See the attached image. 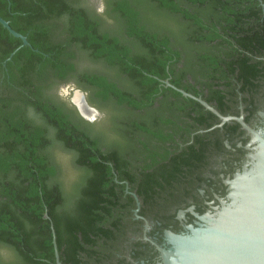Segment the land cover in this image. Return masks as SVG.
<instances>
[{
	"label": "flooded vegetation",
	"instance_id": "obj_1",
	"mask_svg": "<svg viewBox=\"0 0 264 264\" xmlns=\"http://www.w3.org/2000/svg\"><path fill=\"white\" fill-rule=\"evenodd\" d=\"M64 1L72 3L68 19L78 16L96 37L116 40L126 63L111 64L76 40L69 44L67 23L42 10L34 24L60 26L49 41L65 52L63 72L36 64L45 73L37 81L32 72L23 77V60L0 61V118L22 137L47 142L38 150L47 172L40 188L45 205L56 196L64 222L59 243L45 206L50 243L34 246L30 260L18 248H1L0 262L167 264L166 252L181 250V241L230 203L232 181L258 151L264 0H173L179 6L165 10L169 20L163 9L145 12L128 0L136 16L126 23L116 18L123 0ZM131 27L164 52L144 54L152 46L138 47ZM133 59L156 73L133 67ZM41 108L58 115L76 148L57 140L60 127L42 118Z\"/></svg>",
	"mask_w": 264,
	"mask_h": 264
},
{
	"label": "trees",
	"instance_id": "obj_2",
	"mask_svg": "<svg viewBox=\"0 0 264 264\" xmlns=\"http://www.w3.org/2000/svg\"><path fill=\"white\" fill-rule=\"evenodd\" d=\"M186 1L196 4H217L216 0ZM132 2L145 9V12L150 11L153 14H155L156 9H163V18L166 20H169V16L165 10L173 11L178 9L179 6L173 0H133ZM71 4L64 0H0V16L8 21L15 31L27 36L30 43V45L20 48L9 62L11 64V62L23 60L24 64L21 67L23 77L32 72L36 80L40 81L45 73L37 70L36 64H41L42 67H51L58 72H63L64 69L63 58L65 52L56 49L54 43L51 40L49 41L54 33L53 29L59 30L60 26L56 25L52 28L37 27L34 24V16H40V10L43 11L46 18L53 15L56 19H63L64 23H67L69 36L65 40L68 39L69 44L76 40L86 48L94 51L97 57H105L111 64L119 59L122 61L121 64L126 63L125 58L121 57L124 52L119 48L116 40L113 42L102 39L103 37H96L92 27H89L78 16L68 19L67 14L73 10ZM129 7L128 0H123V3L118 4L116 8L118 12V15H116L117 22L126 23V20H134L136 13L134 12L133 17H131ZM34 8L38 10L35 14L32 12ZM159 14L162 15V12H159ZM151 21H156V19ZM121 29L124 30L122 27L119 30ZM129 34L139 39L135 42L138 47L145 48L148 47V44L152 46L149 50L143 51L144 54L148 55L157 51L164 52L161 44L151 40L148 42L147 36L138 33L135 27L129 29ZM21 44V39L11 35L0 24V61L10 57L11 53ZM132 62L133 67L140 66L141 71L156 73L139 59H133ZM138 76L142 78L149 77L143 73H139ZM19 83L26 84L27 82L20 81ZM36 107L40 108V106ZM39 112L42 118L58 124L60 130L57 140L62 142L64 147L76 148L75 141H71L70 135H66L62 121L54 111L49 112L47 109L41 108ZM19 145L21 146L19 147ZM46 145V141L35 135L30 139L22 137L9 127L7 120L0 118V249L15 250L18 248L19 252L28 256L30 252H33L32 248L34 246L40 247L49 244L52 232L50 221L43 218L45 206L49 209V215L54 222L59 243L62 240L64 222L57 211L59 203L55 200L56 196L53 195V199L47 201L45 205L44 198L47 197V192L44 186L40 188V184L46 179L47 172L44 167V159L40 157L38 150L45 148ZM30 259L31 257L28 256L27 260ZM0 261L3 262L2 259ZM2 262L0 264H3Z\"/></svg>",
	"mask_w": 264,
	"mask_h": 264
},
{
	"label": "water",
	"instance_id": "obj_3",
	"mask_svg": "<svg viewBox=\"0 0 264 264\" xmlns=\"http://www.w3.org/2000/svg\"><path fill=\"white\" fill-rule=\"evenodd\" d=\"M0 24L22 40L10 60L22 46L30 44L1 16ZM83 105L87 108L85 102ZM181 242V250L164 254L167 264H264V133L251 167L232 181L230 203L206 229Z\"/></svg>",
	"mask_w": 264,
	"mask_h": 264
},
{
	"label": "bare ground",
	"instance_id": "obj_4",
	"mask_svg": "<svg viewBox=\"0 0 264 264\" xmlns=\"http://www.w3.org/2000/svg\"><path fill=\"white\" fill-rule=\"evenodd\" d=\"M173 264H179V262L178 261H175V262H173Z\"/></svg>",
	"mask_w": 264,
	"mask_h": 264
}]
</instances>
